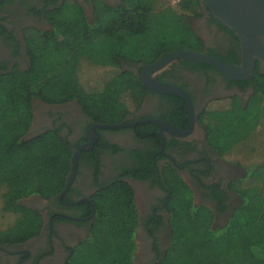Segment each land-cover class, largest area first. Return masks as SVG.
<instances>
[{
  "label": "trees",
  "instance_id": "16d2710c",
  "mask_svg": "<svg viewBox=\"0 0 264 264\" xmlns=\"http://www.w3.org/2000/svg\"><path fill=\"white\" fill-rule=\"evenodd\" d=\"M197 8L198 0H182L178 7L161 0H130L119 7L99 1L89 22L76 3L66 2L49 14L53 32L27 38L29 68L0 76L1 211L16 215L13 223L0 230V242L20 244L37 236L42 215L20 201L33 195L43 199L58 196L74 170L75 143L59 129L24 138L33 117V99L60 104L75 98L96 123L135 120L126 117L140 107L149 90L122 63L146 65L169 51H202V41L188 20ZM84 63L110 66L112 72L101 71L100 77L106 73L104 80L87 88L81 83ZM258 63L256 60L250 77L254 95L246 107L234 102L210 107L205 113L207 140L221 154L233 153L236 145L250 146L252 136L246 130L264 122V71ZM189 64L212 68L205 63ZM150 126L142 122L135 128L145 133ZM103 147L97 142L92 150L81 153L80 160L90 161L94 168L96 188L90 203H84L89 213L93 206L94 213L88 234L68 248L63 264H133L138 228L133 189L121 174L103 183L97 181L98 151ZM148 157L137 159L146 170L153 166ZM261 165L258 181L264 175ZM164 175L170 237L166 252L154 264H264V187L246 185L240 192L242 204L233 216L221 227L212 228L210 211L192 205L190 190L175 168L168 165Z\"/></svg>",
  "mask_w": 264,
  "mask_h": 264
},
{
  "label": "flooded vegetation",
  "instance_id": "af4514ba",
  "mask_svg": "<svg viewBox=\"0 0 264 264\" xmlns=\"http://www.w3.org/2000/svg\"><path fill=\"white\" fill-rule=\"evenodd\" d=\"M99 1L110 7L130 2L0 0V76L29 68L31 58L27 38L37 33L53 32L50 12L58 11L66 2H73L90 22ZM161 1L178 7L182 0ZM188 20L194 34L202 41V51L198 52L209 54L208 51H212L214 54L209 55L240 63L237 36L217 20L200 0L196 13ZM189 62L199 63L174 60L152 76L158 81L180 87L190 99L191 112L182 97L148 89L140 107L126 117L127 120L136 119L124 122L133 124L104 129L94 128L99 123L92 122L75 98L60 104L43 103L37 98L32 101L33 117L24 138L54 127L75 143V151L79 145L93 140L92 148L86 150L90 151L97 142H101L106 148L98 151L100 166L97 181L103 183L121 174L131 185L138 212L137 248L133 264H154L166 252L170 227L164 170H168V165L175 168L190 190L192 205L204 206L210 211L212 228L221 227L233 216L242 204L241 190L250 183L247 177L249 163L233 160V153L218 152L207 140L203 118L210 107L229 106L234 102L246 107L254 95L251 76L230 80L214 67L193 68ZM122 65L140 77L147 64L128 62ZM257 66L264 71L263 63L259 61ZM147 119L158 120L161 124ZM142 122L150 123L147 130L150 134L146 130L145 133L136 130L135 126ZM185 131L189 132L183 135L181 132ZM143 155L152 158L153 166L147 170L137 163ZM80 156L75 175L64 194L61 192L49 199L33 195L20 201L22 205L37 210L42 215L43 224L37 236L20 244L0 242V264H63L68 248L74 246H71V241L77 237L80 241L88 234L94 208L92 206L89 213L84 203H90V195L96 185L92 164L80 160ZM82 198L89 200H80ZM74 202L76 204H72Z\"/></svg>",
  "mask_w": 264,
  "mask_h": 264
},
{
  "label": "water",
  "instance_id": "95a60500",
  "mask_svg": "<svg viewBox=\"0 0 264 264\" xmlns=\"http://www.w3.org/2000/svg\"><path fill=\"white\" fill-rule=\"evenodd\" d=\"M210 10L211 14L222 24L231 29L238 38L240 46V63L235 64L221 58L189 49L171 51L158 58L156 61L147 64L140 79L144 86L154 92L172 94L182 97L188 104L191 112V104L188 95L178 86L161 82L155 79L152 74L164 67L171 61L183 59L193 62L205 63L216 68L223 76L230 80H241L249 78L255 68L256 60L264 64V0H200ZM151 120L157 124L160 121ZM190 120L193 117L190 116ZM131 123L107 124L99 123L94 128L117 129L128 126ZM96 132V130H94ZM94 132V133H95ZM189 131L181 132L183 135ZM98 134H96V137ZM94 141L84 143L76 148L74 153V173L62 191V194L69 188L77 169V163L82 151L92 148ZM80 200H89L82 198ZM72 204H76L75 202Z\"/></svg>",
  "mask_w": 264,
  "mask_h": 264
},
{
  "label": "rangeland",
  "instance_id": "374dc122",
  "mask_svg": "<svg viewBox=\"0 0 264 264\" xmlns=\"http://www.w3.org/2000/svg\"><path fill=\"white\" fill-rule=\"evenodd\" d=\"M81 70H82L81 83L85 85V87L87 88H91L93 87V85L99 86V83L102 82L106 77L105 76L106 73L109 74V72H112L110 66L101 68V67H94L92 65H87L86 63L83 64ZM101 71L106 72L105 75H103L102 77L99 76ZM78 77H80V75H78ZM98 80L99 83L97 82ZM246 131L248 132V134H251L250 135L252 136L251 140L254 139V143L251 145V140H250L249 143L250 146L245 145L244 147H240V145H236L234 147L236 148V150L233 152L231 156L233 160L236 159L237 161L249 163V165H247V173H248L247 177L249 178V182L254 183V185L258 184L257 186H259L260 184L261 188H263L264 175L262 176L261 180L258 181L257 179L259 177L258 175L260 174L259 172H261L262 170L261 164H264V122L260 126L253 128L251 131H249L248 129ZM256 135L258 136L255 137ZM255 164H257V166H255ZM252 187H251V192L254 195L255 190ZM0 189H1V185H0ZM1 204L2 202L0 198V230H3L2 228L6 227L8 224H11L13 223V221H15L16 215L15 213H10V212L3 213L1 211V206H2ZM79 239L80 237L74 238L73 241H71L72 242L71 246L75 245L79 241Z\"/></svg>",
  "mask_w": 264,
  "mask_h": 264
}]
</instances>
